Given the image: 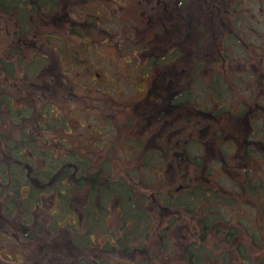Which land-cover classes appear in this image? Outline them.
<instances>
[{"label":"flooded vegetation","instance_id":"obj_1","mask_svg":"<svg viewBox=\"0 0 264 264\" xmlns=\"http://www.w3.org/2000/svg\"><path fill=\"white\" fill-rule=\"evenodd\" d=\"M43 13L47 36L38 42L33 32L17 43L42 46L46 42L45 47H50L61 41L69 57L73 56L70 41L95 46L97 53L92 48L91 55L102 67H86L89 70L77 72V77L86 76L85 88L107 98L101 102L107 111L102 121L107 125L115 124L119 114H127L123 122L134 130L122 144L141 151L137 157L141 161L158 155L167 187L173 189L183 181L175 187L176 193L189 186L191 193L200 194L204 180L206 197L219 193L208 183L215 164H204V160H221L217 167L228 178L234 173L251 176L253 168L246 167L247 161L264 155V0H45ZM112 18L121 19L117 33L108 28ZM105 61H112L113 71L119 70L117 79L104 68ZM82 62L85 67L89 60L84 56ZM126 81L133 82L132 90L122 87ZM57 84L65 85L60 73ZM117 92L125 98H116ZM83 108L89 115L90 109ZM159 137L157 146L154 138ZM172 138L174 143L169 145ZM108 142L110 158L115 159L111 155L115 141ZM239 159L245 164L237 165ZM12 161L15 166L22 162L19 158ZM26 164L30 182L44 190L57 180L65 185L62 170L41 183L34 167ZM69 164L74 174L83 171L78 162ZM107 166L110 175L106 180L114 182L119 178L113 177L114 164ZM229 180L240 184L236 176ZM3 184L0 177V195ZM0 202H4L1 196ZM49 202L47 194L42 205ZM6 208L8 212L7 204ZM0 209V225L7 228L10 217L3 215L5 208ZM7 233L8 229L2 234ZM48 251L54 254V249Z\"/></svg>","mask_w":264,"mask_h":264},{"label":"trees","instance_id":"obj_2","mask_svg":"<svg viewBox=\"0 0 264 264\" xmlns=\"http://www.w3.org/2000/svg\"><path fill=\"white\" fill-rule=\"evenodd\" d=\"M44 2L45 0H0V37L11 34L10 44L4 46L8 52L2 50L3 53L0 54V74L2 75L0 76V93L7 94L10 87L13 86L24 90L32 98L40 94L46 96V92L51 93L50 95L60 94L64 104L67 105L66 100L70 98L66 93H69L71 89H74L75 97L73 98L80 97L74 82H71L72 86L68 90L64 85L51 83L59 73L64 74L65 66L62 61L65 57L71 63L72 70H76L84 67L82 62L84 56L81 57L80 53L86 51L92 53V47L86 43L74 45L73 56L70 57L65 52L67 46H63L61 41L58 45L52 44L50 47H45L46 42L42 46L38 45L39 52L42 51L40 56L25 54L22 51L23 48L20 52L14 51L15 45L20 47L17 41L21 36L34 32L38 42L43 39V36H47L43 13ZM6 24L8 25L6 26ZM24 62H28L26 64L30 73L26 77L29 78L28 80L19 76L17 72L18 63ZM2 80L11 81L7 85V90L2 87ZM85 89V95L91 96L89 87ZM6 110L9 119L13 117L14 122L21 118H33L31 121L28 120V126H19L20 129L14 126L13 129L8 130L9 133L6 129L0 133V151H5L4 154L0 152V177H2V182L11 184L10 186L13 188V196L9 195L6 200L8 214L14 209L22 213L24 211L31 212L33 208L42 206L44 197L51 194V206L54 202H57V205L51 207L54 219L48 224L50 229L47 230L48 232L59 233V222L70 216L75 217L73 220L66 221L71 232L69 236L65 237V240L57 239L55 243L48 242L51 248H55L53 255L57 257L64 254L69 257H55L56 263L49 258L48 264H155L161 259H178L179 264H264V251H250L245 243L239 241L240 232L235 221H239V224L243 225L241 227L249 237V241H254L258 248H264V223L260 226H253L250 225L248 217L241 219L236 214H226L223 211L225 202L236 204V198L223 199L224 197L218 196L217 191L214 196L206 197L203 184L199 186L200 194L191 193L189 186L177 193L176 186L173 189L165 188L154 205L158 206L157 203L160 202L164 209L168 208L165 211L169 213L176 211L171 207L180 205L182 206L179 208L186 211L205 209L203 214H198L200 217L196 221V224L200 226L201 235L197 239L194 237V239H190L191 231L183 230L184 224H180L181 218H176L177 215L170 218L161 231H156L157 226L153 227L155 210H148L145 196L135 193L134 188L128 185V180L123 178V176L129 178V173L123 171V175L114 182L106 180V177L108 178L110 175L107 172L109 171L107 164L110 163L111 166L115 164V159L110 158L111 145L109 142L105 143L104 140L99 142V135L95 132L89 133L88 144L77 142L73 136L66 134L68 141L67 139L61 141L65 144L62 145L60 153L58 150L55 154L41 142L42 140L38 136L42 127H50L54 132L58 129L64 131L62 126L68 125L65 121L56 122L60 121L63 116L59 120L56 119L61 113L51 101H47L41 109H36L28 102L19 106L15 103L13 95H7L2 97L0 103V121L3 123H5L3 113L5 114ZM73 110L71 109V111ZM70 112H68L69 115ZM77 113L79 112L77 111ZM76 119L80 124L79 118ZM10 121L12 120L10 119ZM68 130L70 131V128ZM95 139L98 142L90 145ZM12 158H19L22 161L21 164L15 166ZM71 162L81 164L83 171L74 174V169L69 166ZM26 163L34 167L36 176L39 177L41 183L47 182L55 175L58 176L59 171L62 170V175L66 180L65 185L60 186V181L57 180L52 187L49 185L44 190L30 182L26 175L29 169ZM81 176L82 178H80ZM249 177L251 176H245L247 178L245 180L242 175L236 176V182L254 187ZM73 178L76 179L72 180ZM83 192L85 196H82ZM114 198L117 200L113 201ZM79 201L85 203L80 206L78 205ZM112 202L119 209L121 218L118 230L117 227L111 228L108 225L109 222L106 221ZM17 203L24 205L19 208ZM159 209L156 207V210ZM221 217H226L224 221L227 224H224L223 236L216 239L209 233L213 230L214 224L220 223L218 219ZM41 226V231L45 230L46 226L43 224ZM216 227L217 230L220 229L218 224ZM117 231L119 234H116ZM155 233H159L160 245L165 247L162 253L165 250H170L172 253L156 255L157 251L155 250L149 252L141 248L142 244L150 246L149 243L154 241L153 234ZM209 237L213 238L210 243H208ZM47 255L50 257L49 254ZM37 259L36 257V261Z\"/></svg>","mask_w":264,"mask_h":264},{"label":"rangeland","instance_id":"obj_3","mask_svg":"<svg viewBox=\"0 0 264 264\" xmlns=\"http://www.w3.org/2000/svg\"><path fill=\"white\" fill-rule=\"evenodd\" d=\"M119 8H120V4L115 5L114 11L116 12ZM120 21L121 19L112 18L110 21H108L110 23L108 28L113 33L119 32ZM7 25L8 24H6V26ZM10 29H12V26H10ZM94 30L95 28H92L91 30L92 35L94 34ZM93 37L94 35L90 37L91 40L93 39ZM29 38H31V36H29ZM10 40H11V34L10 36L6 35L4 37H0V54L3 53L2 50L8 52L6 48H4V46L10 44L9 43ZM18 45L20 47L15 45L14 51L17 50V52L18 51L20 52L21 48H23L22 51L28 55L40 56L42 54V51L39 52L40 49L38 45H33L31 43H29L28 46H23V47H21L22 44H18ZM70 46H71V49H74V40L73 42L70 41ZM88 46L92 47L93 50L97 53V48L95 46H92L91 43H88ZM102 49L103 50L107 49V46H103ZM106 55H112V53L111 52L106 53ZM113 55H115L114 52H113ZM83 56H86L89 58L88 66L77 68L76 70L75 69L72 70L71 63L67 60V58H64V60L62 61V64L65 66L63 70L64 74L62 75V77H63V83H65L64 86H66V90L70 89V86H72L71 82H74L75 87L78 90V92L82 94L84 93L82 97H77L76 99L73 98L75 97V95L73 94L74 89H71L69 93H66L68 94L70 99L66 100L67 105H65L63 102L62 96L60 94L50 95L46 92V96L43 94H40L37 97L32 98V96L27 95L24 90L11 86L7 94L0 93V103L2 101V97L7 96V95H13L15 97V103L19 106H22L23 104L28 102V103H31V106H33L36 109H41L46 104L47 101H51L56 106L58 112L61 113V115L57 117L56 119L59 120L63 116V118L60 121H56V122L59 123V122L65 121L67 122L68 125L62 126L65 129L64 131L58 129L54 132L52 131L50 127L49 128L42 127L40 128L41 133H39L38 136L42 140L41 142L46 147H48L51 151H53L55 154H57L58 150L60 153L62 145L65 144L64 142L61 143V141H65L66 139L68 141V136L66 134L73 136L74 140H76L77 142L88 144L90 140L89 133L92 132V127H93L96 129L95 132L99 135L98 137L99 142H101L102 140L108 141L109 139L113 138L116 144L115 150L111 152V155L115 157V164H114L115 173H113V177L114 178L121 177L123 175V171H126L129 173V178L126 176H123V178L128 180V185L131 188L132 187L134 188L133 190L135 191V193H137L138 195L145 196V199L147 202L146 208L148 210L150 209L155 210L154 211L155 224L153 227L157 226L156 231L157 230L161 231L162 228L165 226V224L168 223L170 218H173L174 216L177 215L176 218L178 217L181 218L180 224H184L183 230L185 232L186 230L191 231V233L189 234V238L190 239L199 238L201 235L200 226L196 224V221L200 217L198 214H203L205 209L200 208L199 211L197 210L186 211V210H182L181 208H179L180 206H182L180 205L176 207H171V209H174V210L176 209V211H174L173 213H169V212H166L168 208L164 209L163 204H161L160 202H158L159 204L157 203L158 206L154 205V202H157L159 200V195L162 193V191L165 188H168L167 187L168 184H166L165 180L163 179L162 172L164 171V167L163 165H161L159 156L156 153L155 154V156L157 155L156 157L152 155L150 157H147L146 161L145 159L141 161L138 159L139 155H141V151L135 150L134 148H132V145L127 143L126 141L125 143H127L128 145L122 144V141L130 137L131 131L134 130V127L132 125L123 122V119L126 118L127 114H119L118 116H116L115 124L107 125L106 122L102 121L105 115L102 113L107 112L106 108L101 107V105L103 104L101 102H103L105 96L102 94L100 96L99 94L97 95L98 91L96 90H94L91 96H86L85 87L87 85H85V82H84V78L86 76H83L80 78L77 77V75H79L77 72H80V71L85 72L89 70L86 67L90 66L91 69L92 68L94 69L96 65L100 67L102 66L100 65V63H96V61L93 60V57L89 51L84 52ZM39 61L40 59L38 58V62ZM108 61H105L103 63L104 68L108 70L109 74L111 73V75L115 79H117L120 75V72L117 69L113 71V68L111 67L112 61L111 62H108ZM27 63L28 62H24L22 64L18 63L19 66L17 67L18 75L23 76L24 78H26L30 74L29 68L26 65ZM92 64L94 65L92 66ZM103 71L105 70L103 69ZM0 76L2 75L0 74ZM28 79L29 78H26V80ZM81 79H82V82H81ZM114 81H117V80H114ZM1 82H2V87H5L7 90L8 89L7 85H9L11 81L2 80ZM133 82H134V79H133ZM133 82L129 83L128 81H126L124 82V85L122 84V87H124V89L127 88V89L132 90ZM54 83H57V78H55ZM117 83H118L117 85L120 86V82L118 81ZM2 91H5V90H2ZM129 92H132V91H129ZM115 96L118 99L125 98L124 96L120 95L118 92L116 93ZM127 96H134V94H130V95L127 94ZM84 106L87 107L86 109H90L88 110V112L90 113L89 116L83 112L85 109L83 108ZM71 109H74V110L71 111ZM77 111L79 113H77ZM68 112H70V115ZM3 115H5L4 117L5 123L0 121V133L4 131L5 129L9 133L8 130L13 129L14 126H17V127L22 126V125L28 126L29 125L28 120L30 119L31 121L33 119L32 117H29V118L26 117V118H21L19 121L14 122L13 117H11L10 119L13 121L12 122L9 119V114L7 110L5 111V114L3 113ZM75 117L79 118L80 124L77 122V119ZM20 128L21 127H19V129ZM68 128H70V131L68 130ZM256 135H258V132L256 133ZM98 140L97 139L93 140L90 143V145H92L96 141L98 142ZM159 140H160V137L154 138L155 144H157V146H159ZM173 143H174V139L172 138L169 145ZM203 162L204 164L206 163L215 164V167L213 168V173L210 174V182L208 183L211 184V186L213 184L214 188H218L220 190L219 191L220 194L217 192L219 194V197L221 198L224 197L223 199H227V200H229L228 199L229 197L236 198L235 199V202H237L236 204L231 203V202H227V203L225 202L223 211H225L226 214L228 213L232 215L236 214L240 216L241 219L244 217H248L250 220V225H253V226L262 225V223H264V155H261L260 153L256 154L255 158H252V161L250 160L247 161L246 167L253 168L251 177L249 178L252 180L251 184L254 185V188L253 186L248 187L250 185L245 186L244 184L242 185L241 183L239 184L241 188L238 187L239 185L235 186L234 182L229 179H234L235 176H239L236 173H234L233 175H229V178L221 175L222 168L217 167L222 164L221 160H219L218 162L204 160ZM235 162L237 165H239L242 163L245 164L246 161L244 162V159H239V160H235ZM182 183L183 181H178L175 185L178 186ZM200 183L203 185L205 184L206 186V182L204 180H201ZM8 187L9 185H6L4 183L1 186L2 191L0 195L1 199L4 200V202H0V208H5L3 215L6 214L10 217V221L7 224V228H6V224L2 226L0 225V264H32V263L48 264L47 261H49V258L53 259L56 263V260H55L56 256L51 254L46 249V248H51L48 242L55 243L57 242V239L65 240V237L69 236L71 232L70 229H68V225L66 224V221L73 220L75 219V217L70 216L60 221L58 224V227L60 228L59 233L48 232L47 230H50L48 224L50 221L54 219L53 211L51 209L52 207L51 202H49L48 205L37 206L35 209L33 208L31 212L24 211L22 213L19 210L17 211L14 209L12 210L10 214H8L7 208H6V204H7L6 200L9 195L13 196V188L10 186L11 190H8L7 189ZM83 195L85 196L84 192L82 193V196ZM50 197H51V194H50ZM115 200L117 199L114 198L113 201ZM80 202H83V201H79L78 205H80ZM22 205L24 204H18V207L20 206L19 208H22ZM56 205H57V202H54L53 206H56ZM156 207L160 209L156 210ZM225 218L226 217H221L220 219H218L220 223L214 224L213 230L209 233L211 237L213 236V237H216L217 239L223 236L224 231H225L223 227L225 223L227 224V222L224 221ZM106 221L109 222L108 225L111 228L117 227V230L119 229V222H121V218L119 216V209L116 207V204L114 205V202L111 203L110 214L106 218ZM42 224L43 226H46L45 230L43 231H41ZM217 224H218V227H220L219 230H217L218 229L216 227ZM235 224L238 226V230L240 232L239 234L240 236L238 237L239 241H241L242 243H245L246 247L250 251H257V252L264 251V248H258L257 245L254 243V241H249V237L245 234V231L241 227L243 225L239 224V221H235ZM228 225L231 226V224L229 223ZM6 229H8L7 234L9 236L2 234L3 232L6 231ZM183 230L181 231V233L183 232ZM24 231L29 233L27 237H24L22 235ZM116 234H119V232ZM153 238H154V241L152 243H149L150 246H146L147 244L145 245L142 244L141 248L144 250L146 249L149 252H151L152 250H155L157 251L155 253L156 255H163L167 252H171L170 250H165V252L162 253L165 247L163 246L161 247L160 245L159 233L153 234ZM212 239L209 237L208 243L213 241ZM60 244L62 243L60 242ZM52 249L55 250V248H52ZM111 252H114V251H111ZM47 254H49L50 257H47L48 256ZM36 257L38 258L37 261H36ZM60 257H69V256L63 254L61 256H57L56 258H60ZM170 261H172V263H170ZM155 264H179V260L178 259H174V260L173 259H168V260L161 259L159 262Z\"/></svg>","mask_w":264,"mask_h":264}]
</instances>
